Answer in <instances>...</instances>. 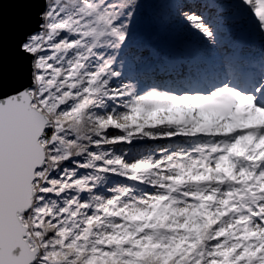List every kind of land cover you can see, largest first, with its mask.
<instances>
[{
	"label": "snow or ice",
	"instance_id": "obj_1",
	"mask_svg": "<svg viewBox=\"0 0 264 264\" xmlns=\"http://www.w3.org/2000/svg\"><path fill=\"white\" fill-rule=\"evenodd\" d=\"M42 2L0 72V264H264V0H163L143 44L144 0Z\"/></svg>",
	"mask_w": 264,
	"mask_h": 264
},
{
	"label": "water",
	"instance_id": "obj_2",
	"mask_svg": "<svg viewBox=\"0 0 264 264\" xmlns=\"http://www.w3.org/2000/svg\"><path fill=\"white\" fill-rule=\"evenodd\" d=\"M42 0H3L2 19V80L6 90L25 85L30 76V57L18 45L27 34L38 31Z\"/></svg>",
	"mask_w": 264,
	"mask_h": 264
},
{
	"label": "rangeland",
	"instance_id": "obj_3",
	"mask_svg": "<svg viewBox=\"0 0 264 264\" xmlns=\"http://www.w3.org/2000/svg\"><path fill=\"white\" fill-rule=\"evenodd\" d=\"M154 1L155 0H146L145 3H150V2L152 3ZM161 2L163 3V0L160 1V3ZM141 23H142L143 27L147 28V26H146L147 21L145 20V18H143L141 20ZM248 51H250L255 56H259V54H260V49H259L258 45H256L255 47L249 48ZM226 55H227V53L223 49H218L215 52H211L206 57V60H205V63L207 65L209 71H212V70L218 68L219 65L223 62V60H224ZM158 69L159 68H156L155 71H151V72L149 71V72H147L145 74L149 73V75L150 74L153 75V76L157 75V76H161L163 79H166V80H164L163 84L160 85V86H162V89H173V88L178 86L179 77H177L174 72H171V71H168V70L163 71V69L160 70L161 68L159 70ZM151 85H153L152 82H149L148 80H145L144 78H141V85L140 86L142 88H145V87H148V86H151ZM153 146H155V145H153ZM141 151H143V149H141Z\"/></svg>",
	"mask_w": 264,
	"mask_h": 264
},
{
	"label": "trees",
	"instance_id": "obj_4",
	"mask_svg": "<svg viewBox=\"0 0 264 264\" xmlns=\"http://www.w3.org/2000/svg\"><path fill=\"white\" fill-rule=\"evenodd\" d=\"M145 1H144V3H145ZM160 1H162V0H155L152 3L151 2L150 3H145L146 7H145V9L142 12L141 20L143 18H145V20L148 21L150 18L159 17V16L163 15L164 12H165V9L163 7V3L162 2L160 3ZM137 32H138L137 43L143 44V43H148L149 42V37H150L151 33L148 30V28L143 27L141 21H140V23L138 25ZM160 70H162V69H160ZM163 71H165V70H163ZM142 78H144L145 80H148L149 82H152L153 84H158V85L159 84L162 85L164 80H166V79H163L161 76H157V75L153 76L151 74L149 75V73L148 74H144L142 76Z\"/></svg>",
	"mask_w": 264,
	"mask_h": 264
}]
</instances>
